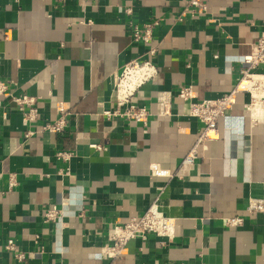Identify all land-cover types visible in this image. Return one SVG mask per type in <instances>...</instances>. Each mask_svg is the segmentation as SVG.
Masks as SVG:
<instances>
[{"label": "crops", "instance_id": "obj_1", "mask_svg": "<svg viewBox=\"0 0 264 264\" xmlns=\"http://www.w3.org/2000/svg\"><path fill=\"white\" fill-rule=\"evenodd\" d=\"M189 1L0 0V264H19L4 248L9 238L24 264H264V212L246 210L249 198H264V110L252 121L248 93H237L219 136L184 164L202 125L175 106L185 85L195 101L230 92L264 33V0H199L204 10ZM145 23H153L152 56L131 38ZM144 59L157 72L132 99L148 121L107 117L121 67ZM162 90L173 95L167 115L155 101ZM19 94L37 101L26 126L8 101ZM61 114V132L41 130ZM156 199L175 217L173 237L149 234L122 259L104 255L109 228ZM51 204L61 217L44 222ZM226 216L242 223L228 227Z\"/></svg>", "mask_w": 264, "mask_h": 264}, {"label": "built area", "instance_id": "obj_2", "mask_svg": "<svg viewBox=\"0 0 264 264\" xmlns=\"http://www.w3.org/2000/svg\"><path fill=\"white\" fill-rule=\"evenodd\" d=\"M64 1V0H60ZM89 0H83L88 2ZM189 4L198 6L202 10L204 5L199 0H190ZM129 12V10H127ZM91 23L90 20L87 21ZM153 23H145L141 28L133 26L131 38L134 41L141 40L148 44L147 53L152 56L156 47L151 44ZM242 66L240 76L235 86L222 97L215 99L193 100V89L190 85L179 88L175 97V106L178 113L198 120L202 127L196 142L183 157L182 163L191 164L197 155L199 145L206 140L219 136L218 119L229 110L235 103L236 94L246 92L249 95V102L246 106L252 121H257L254 109L264 110V72H259L258 67L264 65V33H261L257 40L251 45L248 54L241 59ZM156 66L150 59L142 61L131 60L123 64L114 82V108L105 110L107 117H124L137 123L145 124L148 121L150 111L147 107L137 103L132 98L145 82L156 75ZM4 84L0 82V93ZM8 101L20 112H22L23 126L35 121L38 117L37 101L34 96L28 94L9 95ZM159 115H167L174 103L170 91L162 90L156 93L155 98ZM67 124L64 114H61L52 121L44 122L41 125L42 131L51 133L61 132ZM32 132L26 130L25 136ZM99 149V146L93 145ZM71 152L57 151L55 156L62 160H68ZM15 185V177L11 175L9 187ZM246 210L248 213L264 212V198H249ZM61 209L51 204L42 210L44 222H55L61 217ZM242 223L240 216L224 217V224L228 227L238 226ZM175 217L165 214L158 199L140 215L129 218L122 224L112 225L107 234V242L101 247L104 255L113 259H122L129 253L131 243L136 239L145 240L149 234L158 237L172 238L174 235ZM5 250L11 251L13 258L19 264H24L25 254L19 251L15 241L9 238L4 243Z\"/></svg>", "mask_w": 264, "mask_h": 264}, {"label": "bare ground", "instance_id": "obj_3", "mask_svg": "<svg viewBox=\"0 0 264 264\" xmlns=\"http://www.w3.org/2000/svg\"><path fill=\"white\" fill-rule=\"evenodd\" d=\"M258 110L257 109H254V112L256 113ZM163 209V208H162Z\"/></svg>", "mask_w": 264, "mask_h": 264}]
</instances>
